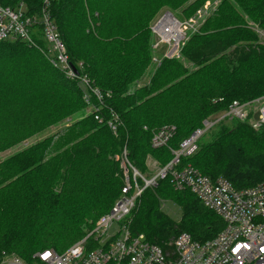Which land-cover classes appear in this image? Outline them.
Masks as SVG:
<instances>
[{
	"label": "trees",
	"instance_id": "obj_1",
	"mask_svg": "<svg viewBox=\"0 0 264 264\" xmlns=\"http://www.w3.org/2000/svg\"><path fill=\"white\" fill-rule=\"evenodd\" d=\"M20 1L32 13L42 3L0 0L10 6ZM164 7L181 19L209 11L178 57H161L142 82L153 57L149 26ZM49 13L70 62H82V72L103 95L102 121L87 111L77 81L53 67L43 48L0 42V152L76 115L60 133L0 161V259L15 254L28 264L45 249L64 252L111 208L123 186L115 157L124 148L146 174L148 157L165 166L204 119L235 100L264 95V43L252 28L264 31V0H51ZM113 114L115 133L107 125ZM163 126H174L173 135L166 146L153 148L152 132ZM203 135L195 153L180 157L173 169L190 164L236 189L264 182V126L224 117ZM164 202L179 209L178 222L163 210ZM222 227L221 218L187 188L176 189L169 174L142 190L128 217L132 235L142 233L164 248L181 232L203 242Z\"/></svg>",
	"mask_w": 264,
	"mask_h": 264
},
{
	"label": "built area",
	"instance_id": "obj_2",
	"mask_svg": "<svg viewBox=\"0 0 264 264\" xmlns=\"http://www.w3.org/2000/svg\"><path fill=\"white\" fill-rule=\"evenodd\" d=\"M50 1L42 0L40 9L34 13L22 1L13 6L0 2V42L22 41L40 50L43 48L53 67L67 79L77 81L84 101L90 105L88 108L96 112L94 118L101 122L98 109L103 104V95L82 72L83 63L70 62L49 13ZM202 10L183 21L165 11L151 25L150 31L155 38L153 48L161 51L162 58L178 57L180 45L188 33L198 28ZM153 60L159 64L161 59ZM140 85V80L135 82V87ZM109 94L107 92L106 96ZM91 97L98 105L91 103ZM214 116L204 119L201 128L195 129L177 150H172L169 163L163 167L158 165L150 174L140 173L128 161L124 148L122 154L115 157L120 161L123 186L111 208L97 218L91 231L64 252L57 253L53 249L37 252L32 264H264V182L236 189L226 179L212 180L190 164L173 169L180 157L195 153L199 138L224 117L247 120L254 129L264 126V95L247 102L235 100L226 111ZM116 120L113 114V120L107 121L114 133ZM173 132L174 126L153 131L151 146H166ZM167 174L171 175L176 189L187 188L205 208L221 218L223 227L214 237L198 242L181 232L170 238L164 248L145 240L142 233L132 235L129 232L128 217L142 190L155 185ZM115 223L120 226L111 231ZM0 264L28 263L15 254H6Z\"/></svg>",
	"mask_w": 264,
	"mask_h": 264
},
{
	"label": "rangeland",
	"instance_id": "obj_3",
	"mask_svg": "<svg viewBox=\"0 0 264 264\" xmlns=\"http://www.w3.org/2000/svg\"><path fill=\"white\" fill-rule=\"evenodd\" d=\"M215 2H216V1H213V3H215ZM165 11L172 13L173 15H175V16H176L179 20H181V21L185 20V19H181V18H179V15H178V13H177L178 11H177V12H176V11H171L170 9L164 7V8H162V9L157 13V15L154 17V20L151 22V24H150V26H149V29H150L151 25H152V24H153V23L159 18V16H160L162 13H164ZM206 11L208 12L209 10L207 9ZM201 12H202V16H206V12H205L204 9H203ZM195 13H196V11H195ZM195 13H194L192 16H194ZM200 18H201V17H200ZM200 21H201V20H200ZM252 28H253V30L257 33V36H258V39H259L258 42H259V43H264V31H263L261 28L255 26V25H253ZM150 32H151V31H150ZM151 37H152L151 49H152V53H153V57H152V60H151V64H152V65L149 66V68H148L147 71L145 72L143 78L140 79L142 82H144V81L147 80L148 76L150 75V73H151V71H152V68H153L154 64H158L157 62H155V61L153 60V58H157V59L160 60L161 57H162L161 51H159L158 49H154V48H153V44H154V42H155V38H154V35H153L152 33H151ZM135 82H136V81H135ZM135 82H134V83H135ZM132 88H133V84H132V86L130 87V90H131ZM130 90H129V92H130ZM87 111H90V109L88 108ZM75 116H76V115H75ZM75 116L70 117V118H66V119H64L62 122H60L57 126H53V127H51L50 129L46 130L45 132H43V133H41V134H38V135H35L34 137H31V138H29V139H27V140H22V141L20 142V144H17L16 146H14V147H12V148H10V149H8V150H5V151L0 152V161H2L5 157H7L8 155L14 153L15 151L21 150L24 146L28 145L29 143H32V142H34L35 140L42 138L43 136L50 135V134H53V133H56V132H59V133H60V132L63 130V128H65L68 124H70L73 120H75ZM212 116H214V115H212ZM212 116H210V117H212ZM215 116H216V115H215ZM215 116H214V117H215ZM218 116H219V115H218ZM214 117H213V118H214ZM208 137H209L208 134H205V135L202 136V139H208ZM151 159H152V158H151ZM152 160H154V159H152ZM154 161H155V160H154ZM146 166H147V173H146V174H150V173H152V172L156 169V167L158 166V163H157V162L152 163V161L148 159V161L146 160ZM175 207H176V206H175ZM175 207H174L173 204H171L170 202H164V204L162 205L163 210L166 211L167 213L169 212V215H172V217L175 218V222H178V219H179V216H180V211H179L178 208H175ZM118 226H120V224L115 223V224L112 226V230H111V231H113V229L117 228ZM74 243H75V242H74Z\"/></svg>",
	"mask_w": 264,
	"mask_h": 264
},
{
	"label": "crops",
	"instance_id": "obj_4",
	"mask_svg": "<svg viewBox=\"0 0 264 264\" xmlns=\"http://www.w3.org/2000/svg\"><path fill=\"white\" fill-rule=\"evenodd\" d=\"M148 159H149V160H151V161H154V160H152V159H151V158H149V157L147 158V161H148ZM155 162H156V161H155Z\"/></svg>",
	"mask_w": 264,
	"mask_h": 264
},
{
	"label": "bare ground",
	"instance_id": "obj_5",
	"mask_svg": "<svg viewBox=\"0 0 264 264\" xmlns=\"http://www.w3.org/2000/svg\"><path fill=\"white\" fill-rule=\"evenodd\" d=\"M32 261V260H31Z\"/></svg>",
	"mask_w": 264,
	"mask_h": 264
}]
</instances>
